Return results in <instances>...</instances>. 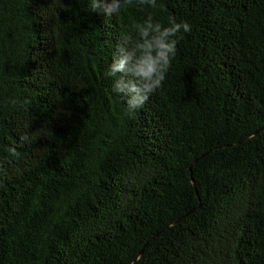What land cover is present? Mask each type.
Here are the masks:
<instances>
[{
	"label": "trees",
	"instance_id": "1",
	"mask_svg": "<svg viewBox=\"0 0 264 264\" xmlns=\"http://www.w3.org/2000/svg\"><path fill=\"white\" fill-rule=\"evenodd\" d=\"M158 4L0 0V264H264V0ZM148 14L191 31L130 116L105 73Z\"/></svg>",
	"mask_w": 264,
	"mask_h": 264
},
{
	"label": "clouds",
	"instance_id": "2",
	"mask_svg": "<svg viewBox=\"0 0 264 264\" xmlns=\"http://www.w3.org/2000/svg\"><path fill=\"white\" fill-rule=\"evenodd\" d=\"M133 5L141 9L164 7L158 0H90L91 10H102L108 18L118 17ZM190 31L191 26L186 21L177 22L170 17L165 25L148 14L119 34L112 63L105 75L113 79L112 91L124 99L127 115H134L143 108L162 87L176 57L182 33ZM10 152L18 155L14 147Z\"/></svg>",
	"mask_w": 264,
	"mask_h": 264
}]
</instances>
